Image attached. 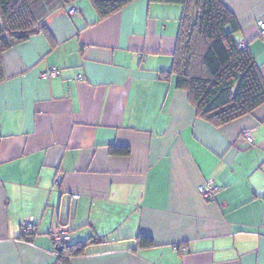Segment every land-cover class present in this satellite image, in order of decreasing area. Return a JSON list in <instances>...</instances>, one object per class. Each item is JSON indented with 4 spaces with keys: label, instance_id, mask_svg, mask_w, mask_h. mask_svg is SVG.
I'll return each instance as SVG.
<instances>
[{
    "label": "crops",
    "instance_id": "1",
    "mask_svg": "<svg viewBox=\"0 0 264 264\" xmlns=\"http://www.w3.org/2000/svg\"><path fill=\"white\" fill-rule=\"evenodd\" d=\"M221 1L264 80V0ZM74 5L48 18L52 42L37 33L3 53L0 264H54L56 226L71 243L98 237L69 264H264V103L214 127L158 77L179 5L134 0L101 21L88 0ZM51 67L60 75L41 78ZM210 180L220 189L205 200L197 187ZM139 234L154 245L138 247Z\"/></svg>",
    "mask_w": 264,
    "mask_h": 264
},
{
    "label": "trees",
    "instance_id": "2",
    "mask_svg": "<svg viewBox=\"0 0 264 264\" xmlns=\"http://www.w3.org/2000/svg\"><path fill=\"white\" fill-rule=\"evenodd\" d=\"M78 0H0V82L4 79L3 53L37 33L51 42L47 20ZM134 0H88L101 21ZM181 7L172 65L158 77L175 79L187 93L195 116L214 127L251 114L264 103V80L247 45L235 37L239 24L221 0H149ZM75 6V5H74ZM111 155L127 156V146L111 145ZM140 248L151 247L150 236L136 237ZM98 241L90 237L77 243L54 244V264H69Z\"/></svg>",
    "mask_w": 264,
    "mask_h": 264
},
{
    "label": "built area",
    "instance_id": "3",
    "mask_svg": "<svg viewBox=\"0 0 264 264\" xmlns=\"http://www.w3.org/2000/svg\"><path fill=\"white\" fill-rule=\"evenodd\" d=\"M68 13L71 15H78L80 14V10L76 6L72 5L68 8ZM256 25L258 26L259 29V36L263 38L264 16H261L256 20ZM240 44L244 45L243 42H241ZM59 75H60V70L56 67H51L50 69L40 73V77L44 79L57 77ZM76 79L82 80L83 77L82 75L78 74L76 76ZM239 139L247 142L248 144H251L253 142L252 130L251 129L242 130L239 135ZM59 182H60V178H56L54 184L57 186ZM219 189L220 186H218L211 180L204 182L197 187L198 193L205 200L212 199L214 194L217 193ZM21 232L23 237L27 241H30L35 237L36 235L35 227L30 219L25 220V222L22 224ZM48 237L54 244H66L69 243L71 240L70 230L67 227H62V226H56L55 228H53L48 233ZM177 247L180 248V246H176V248Z\"/></svg>",
    "mask_w": 264,
    "mask_h": 264
}]
</instances>
